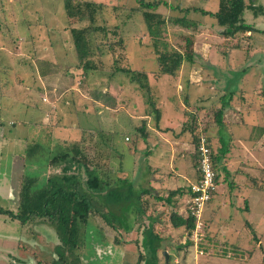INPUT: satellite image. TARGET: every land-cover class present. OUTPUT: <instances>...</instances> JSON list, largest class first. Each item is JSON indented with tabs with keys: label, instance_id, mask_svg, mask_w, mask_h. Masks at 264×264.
Segmentation results:
<instances>
[{
	"label": "rangeland",
	"instance_id": "rangeland-1",
	"mask_svg": "<svg viewBox=\"0 0 264 264\" xmlns=\"http://www.w3.org/2000/svg\"><path fill=\"white\" fill-rule=\"evenodd\" d=\"M72 1L104 5L102 20L96 24L104 26L107 38L99 36L97 42L94 35L90 36L94 38L91 46L99 45L98 49L106 53L100 56L97 50L94 52V60L103 62V69L88 72L86 78L78 68L63 0H0V74L9 97L0 99V120L4 121L0 125V208L15 216L21 195L32 196L29 204L35 206L41 199L38 188L42 190L46 179L60 172L61 165L52 164V158L75 144L79 150L82 143L85 148L84 159L79 162L85 167L81 169V179L85 187L86 183L93 185L91 177L101 178L103 170L98 168L105 159H99L96 165L91 147L101 138L104 143L114 141L117 135L123 138L119 123L132 120L127 114L140 118L135 127L140 128L142 118L153 110L146 103L150 95L154 108L169 113L173 127L177 122L181 125L183 118L188 141L189 128L195 122L199 135L210 140L216 156L230 153L229 158L237 161L228 172L221 158L217 176L224 197L207 205L203 235L197 239L193 233L188 237L184 230H174L169 224L172 211L186 217L189 197L185 198V188L183 196H176V208L145 196L151 204L146 216L159 214L162 220L153 225L165 242L161 255L164 251L170 255L171 264H193L194 253L200 251L214 264L238 260L264 264V35L258 32L264 30V14L254 17L246 10L243 20L254 30L225 37L210 16L196 11L214 13L218 0ZM147 1L160 2L156 13L172 19L185 17L194 24L185 28L169 21L163 35L170 49L181 52L186 51L185 38L192 41V63H183L176 76H182L179 81L183 90L179 95L172 85L176 77L159 73L141 12L132 10L140 9L141 2ZM253 1L264 7V0ZM177 6L188 10L186 15L176 10ZM75 22L71 27L89 26L86 20ZM120 38L126 41L124 48L115 43ZM109 46L111 50H107ZM120 57L123 60L119 61ZM116 69L143 72L148 81L149 76L156 79H150V91L145 93L130 82L126 73ZM166 80L172 81L169 86ZM116 85L126 93L120 102L111 101L115 98L110 96V87ZM120 91L116 88L115 93ZM99 104L120 109L105 111ZM222 107L223 127L214 121V113ZM138 109L141 111L136 115ZM149 117L156 120L152 113ZM128 129L133 137L135 133ZM132 158L136 186L144 178L143 158L140 153ZM117 163L114 160L108 165L113 169L108 175L110 184L124 180L116 174ZM143 186L149 188L147 184ZM128 219L131 229L125 232L110 228L98 214L88 218L83 229L86 237L78 249L80 264H135L141 251L136 240L140 244L149 221L134 214ZM189 241L193 246L187 245ZM57 244L54 226L46 219L22 225L11 216L0 215V264H52Z\"/></svg>",
	"mask_w": 264,
	"mask_h": 264
},
{
	"label": "trees",
	"instance_id": "trees-1",
	"mask_svg": "<svg viewBox=\"0 0 264 264\" xmlns=\"http://www.w3.org/2000/svg\"><path fill=\"white\" fill-rule=\"evenodd\" d=\"M63 2L67 25L70 27V40L79 64L77 65L86 78L88 72L101 71L103 69V65L101 64L103 62L94 60L96 56H94V52L97 50L98 52H96V54L100 53V56L106 55V53L98 49L99 45L92 47L91 41H94L93 39L95 38L98 42L99 36H102L101 38H107V30L104 26L96 24L97 20H102L101 17L104 5L102 3L98 4L88 1L74 2L72 0H63ZM159 5L160 2L158 1L141 2L140 9L135 8L132 10L137 13L141 12L140 14L145 25L146 33L152 41V46L156 54L159 73L170 77H176L183 63H192V41L190 37L185 38L186 51L184 52L177 49H170L169 45L163 41L166 24L170 21L173 25H181L185 28L194 26V24L187 22L184 19L185 17L179 18L178 16H174L173 18L175 19H172L154 12ZM167 5L168 4L165 3V6ZM176 10L184 15H186L188 11L182 9L180 6H177ZM246 10L250 11L254 17L264 14V7L256 6L253 0H218L216 12L196 11L203 16H210L215 21L218 29H220L221 32H219V34L225 37H236L254 30L250 25L245 24L243 20V15ZM173 11H175V8H173ZM76 20L79 22L86 20L89 26L82 29L71 27ZM258 32L264 35V30ZM91 35L95 37L91 38ZM115 43L122 46V48L126 45V41L122 38L115 41ZM111 49L112 47L109 46L107 50ZM115 59L118 61V58ZM121 60H123V58L120 57L119 61ZM116 71L126 73L129 76L130 82L135 83L140 91L149 93V81L145 73L123 69H116ZM2 84H6V82L3 81V77L0 74L1 100L9 98ZM146 103L152 107L153 110L150 112L154 119H156L155 121H157L160 112L157 108H154L150 95ZM151 113L148 114L150 115ZM222 114L223 107L214 113V121L221 127H223V123L221 122ZM3 122L0 120L1 126L4 125ZM194 124L189 128V132L191 134L190 144L194 148L193 165L197 171L196 179H198L199 157L196 149L199 141V132ZM140 130H142V128H140ZM83 141L84 140H82V142ZM207 141L211 149L212 166L216 169V173L218 171L217 165L220 163L223 154L216 156L210 145V140L207 139ZM96 146L97 144L91 147L95 157H93L92 160L96 161V165L99 163V159L105 160L103 163L99 164L98 168L103 170L101 171V178L99 176L91 177L94 179L93 183L95 182L93 185L86 183L85 187L81 179V169L85 168L83 164L79 163L84 159L85 148H83V143L79 146L80 150L77 144L71 145L67 147L65 152H61L52 158V164L61 165L60 172L48 177L42 190L38 188L37 192L39 191L38 193L41 199L35 206L29 204V200L32 196L21 195L18 214L14 216L9 211L0 208V215L11 216L17 219L22 225L34 220L46 219L48 223L54 226L58 244L53 250L55 259L52 260V264H80L78 249L81 246L83 238L86 237V230L84 231L83 229L88 223V218L92 215L98 214L110 228L114 230L121 228L125 232L131 229V224L128 219L130 214H134L140 218L146 217L149 224L142 231V236L139 240L140 244L138 240H136L137 246H140L141 251L135 264H171L170 255L167 263L165 257H162L161 249L165 242L164 239L155 233L153 228L154 224H159V221H162L161 217L159 214L157 216H146L148 206L151 204L145 196H152L151 192L149 189L142 186L135 188L134 185L128 183L127 180H116L115 183L110 184V181H108L109 171L111 170L108 166L111 157L110 143L106 141L104 146ZM70 154H72V156H70ZM215 184L217 186L219 184L217 173L215 176ZM185 194L187 197L190 196L188 188ZM183 195V189H176L166 192L164 197L154 195L152 198L155 202H161L163 205L176 208L179 205V201L177 203V200L174 201L173 199H175L176 196L181 197ZM215 195L216 194L212 196L209 204L213 202ZM185 213L186 217L177 212H170L169 224L174 230H184L186 235L190 237L195 230V220L186 210ZM120 242L118 241L117 243ZM187 245L193 246V242L189 241Z\"/></svg>",
	"mask_w": 264,
	"mask_h": 264
},
{
	"label": "crops",
	"instance_id": "crops-1",
	"mask_svg": "<svg viewBox=\"0 0 264 264\" xmlns=\"http://www.w3.org/2000/svg\"><path fill=\"white\" fill-rule=\"evenodd\" d=\"M154 78L155 77L149 76V81L150 79H154ZM181 78L182 76L180 74L178 77L175 78L173 82L171 81L173 83L172 85H174L175 93L178 95L183 90L179 81V79ZM166 82L168 86L171 84L169 80L168 81L166 80ZM116 88H118V90L120 91V87L117 85L110 87V91H111L110 96L115 98V100L111 99V101L120 102L121 99H125L122 96L126 93L122 91L115 93ZM200 100L201 99H198V101ZM121 103L123 104L124 102ZM185 103H187V101ZM127 104H129V101H127L126 105ZM99 105H100L99 108L105 109V111L110 110L112 112H115L116 110L118 111L120 109L118 106H116L115 110H111L109 109L108 105H106L105 107H102V104ZM197 108H199V105ZM126 110L128 113L127 108ZM138 111L140 112L141 110L138 109L136 115ZM160 111H161L160 112L161 117L156 122L149 117L148 113H146L144 118H142L141 120L142 125L140 128H142V130H140V128H135L137 127V123H136L138 122L137 119L140 118L131 116L125 112L127 114L128 119H132V120L127 119L128 120L127 122L123 124L119 123L120 127L123 126L122 129L124 131L123 138H120V135H117L119 137H116L114 141L107 140L109 141L111 146V157L109 164L112 162L114 163V160H116L118 162L117 163L118 168L116 174L121 175L124 180L131 179L129 181L130 182L132 181L131 182L132 184L133 181L137 179L135 160L132 157L137 153L141 154V159L143 158L142 170H144L143 173L144 178L142 179V181L141 180L137 181V184L136 186L134 185V187L137 188L139 186H142L146 188L143 185L147 184L149 186V188L147 189H149L152 196L158 194H159L158 196H162V194H166V192L174 191L176 189L185 188L186 190L189 184L193 183L197 178V171L193 165L194 148L190 144V141L187 140L188 135L184 134V132L187 129L186 128L184 129V124H182L183 118L180 119L182 120L181 125L180 123L178 124V122L177 123L175 122L176 125L173 127V124L171 125V121L168 118L170 116L169 113L163 111L162 109ZM183 113L184 112H182V116ZM128 128H130L135 133L133 137L129 135V133L127 132ZM99 140H101V142L99 143L98 141L97 146L100 147L104 146L105 144L104 140L102 138ZM130 143H132V145H130ZM229 157H230V153L224 155L223 157L221 156L222 165L227 166L228 172L231 171L230 169H233L235 167L237 162L236 160L230 159ZM218 169H219V164L217 165V170ZM113 172L114 171H112V173ZM220 186H222L221 183H219L217 186V193L213 199V202L218 200L216 201L217 203L220 200H222L224 197V191L220 190L221 189ZM186 197L187 196L185 194V198ZM173 200L175 201L176 197ZM211 259H212L211 257H206L203 251H200L198 253H194V257L192 260L194 261L193 264H214L212 263ZM249 263L250 260L249 261L238 260L233 263L229 261L228 263H224V264H249Z\"/></svg>",
	"mask_w": 264,
	"mask_h": 264
},
{
	"label": "built area",
	"instance_id": "built-area-1",
	"mask_svg": "<svg viewBox=\"0 0 264 264\" xmlns=\"http://www.w3.org/2000/svg\"><path fill=\"white\" fill-rule=\"evenodd\" d=\"M196 152L198 154L199 177L189 184L190 196L186 202V211L194 217L195 238L203 235L204 210L209 204L212 196L216 194L217 185L215 184V169L212 166L211 149L205 135H199ZM197 241V240H196Z\"/></svg>",
	"mask_w": 264,
	"mask_h": 264
},
{
	"label": "water",
	"instance_id": "water-1",
	"mask_svg": "<svg viewBox=\"0 0 264 264\" xmlns=\"http://www.w3.org/2000/svg\"><path fill=\"white\" fill-rule=\"evenodd\" d=\"M162 255L165 257V260H166V263H167V260H168V255H167V253L164 251V252H162Z\"/></svg>",
	"mask_w": 264,
	"mask_h": 264
}]
</instances>
